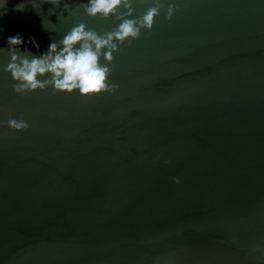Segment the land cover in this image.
Listing matches in <instances>:
<instances>
[{"label": "water", "instance_id": "water-1", "mask_svg": "<svg viewBox=\"0 0 264 264\" xmlns=\"http://www.w3.org/2000/svg\"><path fill=\"white\" fill-rule=\"evenodd\" d=\"M21 2L0 3V264H264V0L166 4L87 97L15 93L7 39L40 56L119 22Z\"/></svg>", "mask_w": 264, "mask_h": 264}, {"label": "clouds", "instance_id": "clouds-1", "mask_svg": "<svg viewBox=\"0 0 264 264\" xmlns=\"http://www.w3.org/2000/svg\"><path fill=\"white\" fill-rule=\"evenodd\" d=\"M40 4L49 3L54 8L61 5L62 0H36ZM4 6L7 0H0ZM135 0H87L83 7L84 14L89 17L101 19L114 18L119 22L112 31L98 34L94 29H89L85 23L73 26L62 39L50 43L48 50L40 56L32 55L26 48L20 51L24 39L20 34L7 39L8 55L10 62L4 71L11 74L14 81L13 91L20 95H28L37 90H46L51 87L54 92L71 94L75 90L82 96L99 95L107 92L113 94L118 90V85L109 82L112 69L109 65L114 60L113 53L119 46L127 41L138 39L141 30L151 32L155 20L166 7V20H171L178 5L175 0H152V6L147 8L142 15L137 16L134 8ZM33 0H22L16 6L17 11H23ZM70 5L64 3L67 11ZM39 47L34 39L29 41ZM103 58L107 63L101 64ZM4 122H0L3 126ZM7 126L16 131H26L29 125L23 119L9 118ZM176 183L180 179L175 178Z\"/></svg>", "mask_w": 264, "mask_h": 264}]
</instances>
